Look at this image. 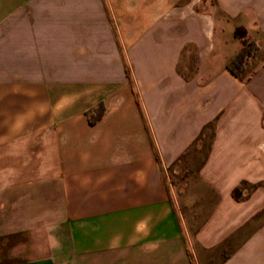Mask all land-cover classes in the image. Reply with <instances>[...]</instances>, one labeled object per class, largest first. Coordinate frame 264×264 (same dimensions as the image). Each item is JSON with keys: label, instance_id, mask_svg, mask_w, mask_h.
I'll list each match as a JSON object with an SVG mask.
<instances>
[{"label": "crops", "instance_id": "obj_1", "mask_svg": "<svg viewBox=\"0 0 264 264\" xmlns=\"http://www.w3.org/2000/svg\"><path fill=\"white\" fill-rule=\"evenodd\" d=\"M206 130L191 246L169 174ZM262 144L264 0H0V264H264Z\"/></svg>", "mask_w": 264, "mask_h": 264}, {"label": "rangeland", "instance_id": "obj_2", "mask_svg": "<svg viewBox=\"0 0 264 264\" xmlns=\"http://www.w3.org/2000/svg\"><path fill=\"white\" fill-rule=\"evenodd\" d=\"M209 137L210 131L206 130L201 140L195 142L183 158L181 162L182 171L169 174L170 182L175 187L178 197H180L175 207L181 216L183 238L186 244L191 246H195V232L204 224L213 207L207 202L208 198L203 195L207 189L202 179L196 173H193L197 165L202 163L207 153L210 144ZM250 187L248 186L249 191L251 190ZM237 194L240 196V188H238ZM222 256H225V252H222Z\"/></svg>", "mask_w": 264, "mask_h": 264}, {"label": "trees", "instance_id": "obj_3", "mask_svg": "<svg viewBox=\"0 0 264 264\" xmlns=\"http://www.w3.org/2000/svg\"><path fill=\"white\" fill-rule=\"evenodd\" d=\"M235 35L238 37L240 42V48L235 54V56L228 61L227 69L236 77H241L243 71L245 70L250 58H254L257 54L259 44L258 42L248 35L243 28H236L234 31ZM105 109L103 104L100 102L95 110L87 111L88 120L90 124L98 121L104 114ZM238 188L235 187L232 190V196L236 199L239 198L237 194Z\"/></svg>", "mask_w": 264, "mask_h": 264}, {"label": "built area", "instance_id": "obj_4", "mask_svg": "<svg viewBox=\"0 0 264 264\" xmlns=\"http://www.w3.org/2000/svg\"><path fill=\"white\" fill-rule=\"evenodd\" d=\"M261 148H264V145L263 144L261 145Z\"/></svg>", "mask_w": 264, "mask_h": 264}]
</instances>
